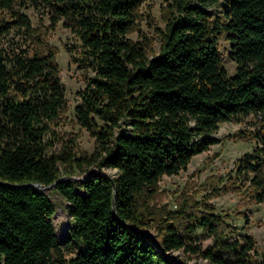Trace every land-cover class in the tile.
<instances>
[{"label":"trees","instance_id":"16d2710c","mask_svg":"<svg viewBox=\"0 0 264 264\" xmlns=\"http://www.w3.org/2000/svg\"><path fill=\"white\" fill-rule=\"evenodd\" d=\"M20 1L0 0V264H189L174 254L179 249L211 264H264V253L253 252L255 238L231 239V216L216 212L207 196L199 204L184 197L175 210L154 202L165 175L188 169L219 142L212 134L222 123L252 114L258 118L251 127L231 137L255 139V147L236 160L222 188L264 201V0H224L216 17L208 9L219 0H172L153 56L150 39L129 36L145 0H40L52 28L62 22L78 35L82 61L94 71L75 110L96 137L95 151L67 155L47 152L52 126L67 110L58 51L42 46L30 18L16 9ZM14 27L38 45L32 53L7 56L2 38ZM218 33L231 42L233 75ZM62 164L67 175L93 165L116 173L61 179ZM36 182L53 184L70 203L74 224L63 243L52 219L56 203L26 185ZM199 228L213 237L206 249L190 241Z\"/></svg>","mask_w":264,"mask_h":264},{"label":"rangeland","instance_id":"374dc122","mask_svg":"<svg viewBox=\"0 0 264 264\" xmlns=\"http://www.w3.org/2000/svg\"><path fill=\"white\" fill-rule=\"evenodd\" d=\"M172 0H145L140 13L138 29L129 36L133 40L142 41L144 38L151 40L152 50L150 55L159 54L162 38L159 28H165L167 17L171 15ZM224 0L210 7L208 10L213 17L222 16ZM16 9L26 14L34 27V33L39 35L45 44L42 46L54 47L57 53V60L60 64V76L66 87L67 110L61 113L59 123L52 126V133L49 135L51 145L48 147L49 155L68 154L74 150L76 153L91 154L95 151L96 137L77 121L76 106L81 102L79 91L88 85L90 76L94 75L92 68L82 61V42L78 35L70 28L59 23L57 28H52V19L49 7L42 4L40 0H26L19 2ZM1 18L5 21H15L10 12H2ZM218 46L223 54V62L230 75L236 73L237 63L231 58V42L225 34H217ZM2 45L7 56L11 57L14 52L21 49H29L32 53L38 45L29 37L24 29L14 27L4 34ZM70 47L74 51H70ZM80 58V60H76ZM258 117L255 115L241 116L220 125L218 131L212 136L219 139V142L212 145L208 151L202 152L191 160L188 169L182 170L179 174L165 175L160 181L159 192L154 197L157 207H166L172 210L178 208L179 202L184 197L200 203L206 196L216 208V212L231 216L228 220L233 223L237 230L231 239L239 238L242 234H250L256 240L253 252L259 258L264 253V201L252 202L244 198L242 191H225L224 183L228 177L234 174L236 160L246 152L252 151L255 147V139H243L231 137L234 133L249 129L251 124ZM62 178L65 176L84 177L85 174L67 175L65 165H61ZM103 172L108 174L116 173V169L103 168L102 170L93 165L88 172ZM224 178V179H222ZM239 186V184H237ZM53 201L56 203L57 211L53 216L57 236L61 243L73 226V220L69 213L68 200L54 188H46ZM217 192V193H216ZM153 240L157 238L154 229L148 232ZM158 239V238H157ZM194 245H201L203 249L213 244V237L208 235L201 228L190 238ZM174 254L185 258L189 264H211L207 259L185 253L183 249L175 250ZM73 255V254H71ZM70 255V256H71ZM230 253L225 252L224 256L229 257Z\"/></svg>","mask_w":264,"mask_h":264},{"label":"water","instance_id":"95a60500","mask_svg":"<svg viewBox=\"0 0 264 264\" xmlns=\"http://www.w3.org/2000/svg\"><path fill=\"white\" fill-rule=\"evenodd\" d=\"M96 173H100V172L90 171V172H87V173L85 174L84 177L65 176L64 178H61V179L85 180L87 177H89V176H91V175H93V174H96ZM104 174L110 176V174H108V173H104ZM26 185H31V186L38 187V190H41V191H42V190H44V189H46V188H50V187H52L53 184L45 185V184H41V183L36 182V183H27ZM114 211L117 212V209H116V206H115V205H114ZM155 241L157 242V244H158V246L161 248V250H162L163 252H165L164 247L162 246L161 242H160L157 238H155Z\"/></svg>","mask_w":264,"mask_h":264}]
</instances>
